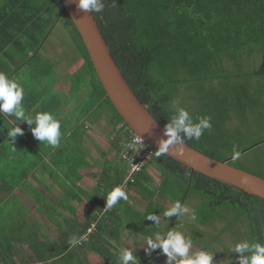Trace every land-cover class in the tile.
I'll list each match as a JSON object with an SVG mask.
<instances>
[{"label": "trees", "instance_id": "1", "mask_svg": "<svg viewBox=\"0 0 264 264\" xmlns=\"http://www.w3.org/2000/svg\"><path fill=\"white\" fill-rule=\"evenodd\" d=\"M93 16L134 94L164 129L174 113L176 101L194 118L210 116L212 130L205 131L199 141L186 140L185 144L215 160L226 161L259 176L238 166L232 152L236 145L242 156L264 140L246 146L242 138L229 137V122L236 114L244 118L250 109L264 106L259 102V98L264 99V0H116L115 7L113 0H105L103 13H93ZM57 25L66 30L84 65L71 75L67 85L60 84L54 93L52 78L57 62L48 59L42 51ZM1 54L11 59L15 68L11 73L7 69L4 72L10 78L27 66L35 82L44 83L35 100L31 96L34 86L22 85L25 104L30 110L48 111V101L54 100L57 101L55 112L52 111L55 114L62 107L60 96L68 100L69 94L81 100L80 94L84 92L85 100L78 107L84 113L80 114L81 121L72 136H77L80 130L91 136V127L103 120L112 136L109 149L97 160L104 161L99 162L101 170L94 173L97 185L88 194L92 211L81 220L71 201L77 205L84 202L75 191L86 194L79 186L78 166L83 165L75 168L74 164L62 171L68 181L62 185L67 196L72 194L70 198L60 200L53 196V191L39 187L43 195L53 196L54 202L46 195V198L42 194L34 197L37 186L32 183V174L37 169L38 153L46 154L40 159L45 165L50 163L51 167L62 168L61 149L41 144L29 129L28 135L18 136L14 143H8L7 120L0 117V264H120L119 246L127 230L149 240L161 230L160 225L148 217L165 215L166 210L156 199L164 200L166 196L169 197L166 201L173 205L178 201L185 206L191 199L197 200L193 210L198 217L195 222L201 226L208 228L230 216L233 218L230 226L220 233L239 225L247 229L248 240L264 241L263 199L192 173L184 165L152 150L148 144L146 148L152 150L149 161L124 188L129 199L112 209L105 207L107 194L125 183L129 168L126 161L110 160L108 155L113 151L130 150L128 145L135 135L107 97L81 36L60 0H0ZM238 134L236 131L230 135ZM34 145L39 148L34 149ZM32 154L35 156L30 158ZM143 154L133 150L130 157L139 161ZM152 169L162 175L158 187L153 186ZM49 175L52 177L54 173ZM26 185L31 194L27 196L32 197L31 210L49 209L41 213L50 231L57 233L55 237L52 232L43 236L45 232L37 227L35 213L21 208L24 203L19 197L20 193L24 194ZM134 189L147 203L146 209H136L129 204L130 192ZM60 209L72 217L62 215ZM53 211L58 217L52 216ZM179 217H168L164 234L175 219L176 226ZM59 218L63 220L60 222ZM147 225L154 229H148ZM93 226L90 234L88 231ZM191 238L196 243L204 238V233L196 231ZM77 240L79 243H75ZM236 258L229 264H235Z\"/></svg>", "mask_w": 264, "mask_h": 264}, {"label": "rangeland", "instance_id": "2", "mask_svg": "<svg viewBox=\"0 0 264 264\" xmlns=\"http://www.w3.org/2000/svg\"><path fill=\"white\" fill-rule=\"evenodd\" d=\"M70 36L67 34L66 30L61 25H57L55 29L53 30L52 35L49 37L48 41L44 45L45 55L48 59L58 62L55 69V75L53 76L55 82H59L62 86L67 85L68 79L72 76H74L75 73L84 65V59L82 56L76 52V49L71 42ZM59 74V75H58ZM72 75V76H71ZM19 80L23 81L25 84H30V72L29 76L27 71H23L20 73ZM61 81V83H60ZM57 89H55L54 93H57ZM74 91V88L72 89V93ZM85 93L80 94L79 99H75V97H71L68 94V100L64 99V95L60 96L62 100V107L55 113L57 118H59L62 121V131L65 133L64 137L62 139V142L59 146L61 149L62 155L60 156V159L63 161L62 168L57 167H51L50 163L45 165V162L42 163L40 161L41 157L43 158L46 156V154L38 153V156L36 157V165L37 169L32 174V180L29 179V182L36 184V191L34 197L38 195L41 196V192L39 189H46L49 191L58 190L60 193L62 192L64 183L65 174L62 172L63 170H68L75 164V168L77 165H83L78 166L81 169H85L86 172V178L84 182V186L92 191L96 184H97V178H94L92 176V173L99 172L101 170L100 165L95 162V158H100L103 152H106L109 149L110 144V138L112 136L111 130L108 128L106 121H101L100 124L97 126H90L92 128L91 130V136L87 131H78V135L73 137L72 133L77 132L75 127L77 123L81 120H79L80 114L82 115L84 113H81L80 110H78V107L80 103H82L85 98ZM186 96V95H185ZM260 97V96H259ZM182 101H185L182 99ZM259 102L264 104V99L259 98ZM190 106V105H189ZM65 108V109H64ZM83 108V107H82ZM86 109V108H85ZM101 115H106L104 112H100ZM242 115V114H240ZM246 115V116H245ZM244 118L240 117L239 114H236V116L233 117V119L229 122V130L230 134H235L236 131H239V134L237 136H233L229 134V137H234L236 140L243 139V144L246 146L252 145L254 143H257L259 141L264 140V106L260 105L255 106L254 108L250 109V111H247L245 113ZM243 116V115H242ZM84 133V135H83ZM88 133V134H87ZM83 135V136H82ZM239 136V137H238ZM39 147L37 145H34V149H38ZM40 152V151H39ZM90 152L92 155H90ZM65 153V154H64ZM48 154V153H47ZM116 152H111L108 155V158L111 160H115L116 158ZM35 156L34 154L30 155V158ZM59 156V154H58ZM70 156V157H69ZM68 157V158H66ZM104 160H101V163ZM90 162L93 165V168L90 170ZM49 165V166H48ZM85 165V166H84ZM237 165L241 166V168L250 170L251 172L261 176L264 178V143L261 145L255 147L254 149H251L249 152L243 154L240 156L237 160ZM54 169V171H48V170ZM54 175L50 177L48 174ZM152 173L154 175V187H158L162 181V175L160 173L155 172L152 169ZM59 182V183H57ZM29 185V184H28ZM26 185L24 189V200L22 197H19L20 200L24 203V205L21 207L25 211H29L35 213L36 219L38 221L37 227H41L42 230L45 232L43 236L47 234V232L50 234L52 232L54 234V237L56 236V232L50 231L49 229V223L46 222L44 218V214L41 212L45 211L42 207H36V211L31 210L32 197L30 199L28 198V189ZM79 185L82 186L81 182H79ZM29 188V186H28ZM35 190V189H34ZM87 194V193H86ZM158 194V193H157ZM43 195V194H42ZM61 195V194H60ZM44 196V195H43ZM45 197V196H44ZM47 197V196H46ZM45 197V198H46ZM88 197V195H87ZM130 199L129 204L133 205L136 209H146L147 203L143 201L138 194V190L134 189L130 192ZM160 198L157 197L156 201H159L161 205H163V208L168 211L173 207V204L170 201H166V199H169L168 196L165 197L164 200H158ZM163 201V202H161ZM28 203V204H27ZM43 203V202H42ZM88 202H84L85 206H87ZM198 204L197 200L191 199L190 202H188L184 207L188 210L184 216H180L178 219V223L175 225L176 219L173 221L174 224L171 225L169 230H178L185 233V235H188L190 237H194V232L201 231L204 233V238L197 240L196 243H194V250H200L205 249L209 252L214 253V264H229V261L231 259H235L237 257V254L232 252L233 245L240 241L247 239V229L240 227L239 225H234L230 230H227L223 234L220 233L222 230L225 229V227L230 226L231 220H233L232 217L228 216L227 220L225 221H216L212 224V226L206 228L204 226H201L198 224V222H190L189 217L192 214L193 208ZM30 205V207H29ZM85 206L78 207L79 211L83 214L85 213L86 209ZM54 213L52 216L58 215L55 213L56 211H53ZM77 216L79 219H83L84 215ZM159 218V225H160V231L158 232L160 234H164V231L167 228V225L169 223V218L166 215H161ZM226 218V217H225ZM60 220V218L58 219ZM62 220V219H61ZM148 226V225H147ZM174 226V227H173ZM51 228V227H50ZM148 229H154L152 226H148ZM174 228V229H173ZM129 230L126 234V240L124 242L123 248H131L134 251V255L138 258L139 264H167V257L165 255L160 254V258L156 259L155 261L152 259L153 255L156 253L158 254L160 249L157 248L156 250L151 251L150 253L147 250V247L150 243V241L146 240L147 238L140 236L139 242H136L134 240V236H131L129 234ZM51 235V234H50ZM51 237V236H50ZM47 239H50L49 237ZM29 255L31 253L28 252ZM147 262V263H146Z\"/></svg>", "mask_w": 264, "mask_h": 264}, {"label": "clouds", "instance_id": "3", "mask_svg": "<svg viewBox=\"0 0 264 264\" xmlns=\"http://www.w3.org/2000/svg\"><path fill=\"white\" fill-rule=\"evenodd\" d=\"M115 6L116 0H113V7ZM77 8L89 14H100L105 9V0H78ZM25 95V88L22 84L10 78L8 74L0 72V115L12 118L11 127L7 128V142L14 143L18 136L25 135V131L20 125L27 124L35 140L51 149L58 148L65 134L62 131V121L53 112L37 110L36 108L30 110L25 104ZM174 103L177 106L165 126L166 137L170 145L183 146L186 140L199 141L205 131L212 130L210 116L194 118L186 108L178 106V101ZM134 135L137 136L135 133ZM13 149L15 150V148ZM122 151L118 152L120 160H123L120 158ZM232 156L233 159L240 157L236 145H233ZM129 182L126 179L122 186L114 187L107 194L106 208L112 209L118 206L121 201L129 199L124 190ZM187 211L177 201L170 210L166 211L165 215L168 217L184 216ZM148 219L157 225L160 222L155 215L149 216ZM197 219L198 217L193 210L189 220L195 222ZM75 243H79V241L77 240ZM157 248L167 257V264H214L215 254L205 249L194 250L193 239L182 231L169 230L165 234L155 233L154 237L150 238L146 251L150 253ZM232 252L237 254L235 264H264V241L240 240L233 245ZM118 259L120 264H139L134 251L127 247L120 250Z\"/></svg>", "mask_w": 264, "mask_h": 264}, {"label": "water", "instance_id": "4", "mask_svg": "<svg viewBox=\"0 0 264 264\" xmlns=\"http://www.w3.org/2000/svg\"><path fill=\"white\" fill-rule=\"evenodd\" d=\"M60 2L81 36L107 97L133 133L141 137L152 150L159 151L184 165L192 173H200L238 189L247 196L264 200L263 178L237 169L226 161L215 160L186 144L170 145L165 129L141 104L124 78L93 14L78 9V0H60Z\"/></svg>", "mask_w": 264, "mask_h": 264}, {"label": "crops", "instance_id": "5", "mask_svg": "<svg viewBox=\"0 0 264 264\" xmlns=\"http://www.w3.org/2000/svg\"><path fill=\"white\" fill-rule=\"evenodd\" d=\"M42 54H44L45 55V50H43L42 51ZM46 56V55H45ZM53 62H55V61H53ZM58 63V62H57ZM7 67H9V68H7ZM6 69L7 70H9L10 72L9 73H11V72H13V70H15V68L13 67V64H12V61H11V59H9V58H7L5 55H3V54H1L0 55V72H5L6 71ZM23 71H27V73H28V76H29V69H28V67L27 66H24V68L22 69V70H20V72H18L17 73V75H15V76H11V78H13V79H15L18 83H20V84H24L23 83V81H20L19 80V76H20V73H22ZM59 75V74H58ZM30 79L32 80V82L30 81V84L28 85V86H30V87H33L32 89H34V91L32 92V94H31V96L33 97V100H35L36 98H37V92L40 90V89H42V87L44 86V83L42 82L41 83V85L40 84H38L37 82H35V80H34V78H33V76H31L30 75ZM54 83H55V85H54V90L55 89H57V90H59V88H60V86H59V82L57 81V82H55L54 80H52ZM60 83H61V81H60ZM32 85V86H31ZM39 85H40V87L41 88H39ZM29 87H27V89H28ZM43 102H45V101H43ZM50 102V103H49ZM57 101H54V100H50V101H48V107L50 108L48 111H50V112H52V111H54L55 112V108H56V105H57V103H56ZM39 103V102H38ZM27 107H29L28 105H26ZM30 109V108H29ZM65 109V108H64ZM53 112V113H54ZM0 117H3L4 119H6L7 120V128H9V127H11V119L12 118H10V117H7V116H4V115H0ZM20 127L22 128V129H24V131H25V134H29V132H28V125L27 124H21L20 125ZM104 153V152H103ZM102 153V154H103ZM90 155H92L91 154V152H90ZM116 155V159L117 160H120L119 159V154L117 153V154H115ZM110 159V158H109ZM98 160V158H95V162L96 163H98L99 165H101L102 163H101V160L98 162L97 161ZM111 160V159H110ZM90 165H91V169L93 168V165H92V163L90 162ZM100 168H101V166H100ZM90 169V170H91ZM86 172H88V171H86L85 169H82L81 171H80V175H81V180H80V182H81V184H82V186H80L82 189H84L85 191H86V193L87 194H84L83 192H81V191H78L77 189L75 190V191H77V195L78 196H80L81 198H84V202H88L87 203V206H85V204H84V202L82 203V204H78L77 205V203H75V202H73V201H71V205L72 206H74L75 208H76V212H77V216H81L83 213L82 212H80L79 211V209H78V207H80V206H85V208H87L86 209V211H85V213L83 214L84 215V217H86L92 210H91V204H90V200H89V198L87 197V195L90 193V192H92V191H90V190H88L83 184H84V180H85V178H86V175H85V173ZM49 175V174H48ZM50 176V175H49ZM92 176L94 177V173H92ZM51 177V176H50ZM64 182L67 184V180L64 178ZM57 183H59V182H57ZM64 183V184H65ZM63 184V183H62ZM61 184V185H62ZM69 184V183H68ZM97 185V184H96ZM96 187V186H95ZM62 188V192L60 193L58 190L56 191V190H53V196H56L57 198H60V200H66V199H68V198H70L71 197V195L72 194H69L68 196L65 194V191H64V186L63 187H61ZM42 192L44 193V191L42 190ZM61 194V195H60ZM44 195H46L49 199H51V200H53V202H54V199H53V196H49V195H47V194H44ZM20 197H22V199L24 200V197H23V193H20ZM132 199V198H131ZM60 211H61V213H62V215H64V216H71L72 217V215H69L68 213H65L63 210H61L60 209ZM45 212H49V209L48 208H46L45 209ZM94 212V211H93ZM61 219V218H60ZM63 220V219H62ZM62 220H60V222L62 221ZM94 226H93V228H91L90 230H91V232H90V234L92 233V231L94 230ZM54 231V230H53ZM128 231V230H127ZM127 231L124 233V235H123V237H122V240H121V245L119 246V248H120V250L123 248V246H124V242H125V240H126V234H127ZM130 234V233H129ZM131 236H134V240H136V242H139V239H140V236H136V234H130ZM146 240H148V241H150L149 239H146ZM207 249V248H206ZM160 254H161V250L159 251V253L157 254H155V255H153L152 257H154L153 259H152V261L154 260H156V259H158V258H160ZM156 262V261H155ZM147 263V262H146Z\"/></svg>", "mask_w": 264, "mask_h": 264}, {"label": "built area", "instance_id": "6", "mask_svg": "<svg viewBox=\"0 0 264 264\" xmlns=\"http://www.w3.org/2000/svg\"><path fill=\"white\" fill-rule=\"evenodd\" d=\"M128 148L130 150L124 149L121 152L120 158L127 161L129 164L127 181L131 182L133 180V177L137 173H140L143 170V168L145 167V165L147 164V162L149 161L150 155L152 154V150H149L146 148V143L139 136H135L132 143H130L128 145ZM133 150H139V151L144 152V154L142 155V157L139 161L130 157V154ZM88 232L90 233L91 230H89Z\"/></svg>", "mask_w": 264, "mask_h": 264}]
</instances>
